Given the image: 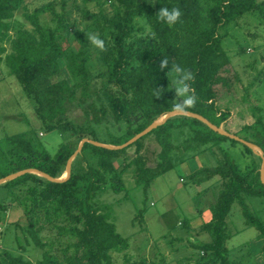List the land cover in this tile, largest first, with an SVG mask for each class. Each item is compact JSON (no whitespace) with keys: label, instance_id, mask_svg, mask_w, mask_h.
<instances>
[{"label":"trees","instance_id":"trees-1","mask_svg":"<svg viewBox=\"0 0 264 264\" xmlns=\"http://www.w3.org/2000/svg\"><path fill=\"white\" fill-rule=\"evenodd\" d=\"M115 1V13L109 14L101 7L99 12H87L85 16L93 23L97 33L103 35L109 32L115 45L109 49L108 61L111 83L117 90L110 91L108 98L113 123L119 125L122 131L117 134L108 131L107 140L103 141L96 126H84L69 117L76 92L68 81H52L53 76L60 72L58 61L65 58L70 75L83 83L84 90L89 86L85 61L79 64V55L68 54L64 48L61 34L63 15H57L51 8L53 19L57 20L55 27L41 23L39 12L27 15L32 29L18 30L12 36L10 21L23 6L24 0H0V66L5 62L10 74L16 77L22 90L34 103L44 132L56 131L71 138L61 145L53 158L39 141L29 139L25 133L7 137L10 150L9 155L0 153V179L26 170H37L50 178L59 179L82 140L90 138L114 147L86 143L82 153L90 152L96 163L92 165L87 162L86 167L72 171L68 179L52 182L25 173L5 184L4 187L9 189L30 186L27 199L32 205V215L24 232L37 247L45 249L38 264H114L112 255L127 250L129 239L117 231L110 212H102L96 203L103 188H112L111 175L119 176L112 189L116 193L124 192L123 173L131 169L136 185L143 187L147 196L155 177L174 169L173 159L170 160L173 152L183 149L181 153H191L189 157L192 158L210 144L236 142L228 135L213 130L202 120L181 116L168 119L126 149L116 148L173 112V105L182 102L184 98L169 92V73L173 64L190 70L195 76L194 81L188 83L197 102L186 112L198 115L221 129L231 116L233 106L229 97L240 79L231 67L228 52L223 48L220 30L247 14L257 11L263 14V4L257 0ZM163 7L169 10L179 8L182 13L179 22L171 26L161 22L157 14ZM137 17L146 20L151 39H141L134 50V45L126 46V40L131 34L130 26ZM6 43L11 44L10 53ZM164 58L168 59L169 64L161 70L160 62ZM156 91L160 92L159 97L154 95ZM257 124L261 125L260 122ZM248 128L245 126L242 130ZM174 131H189L190 136H187L184 146L173 143ZM225 132L231 131L225 129ZM151 135L161 146L155 168L148 167L140 154L142 141ZM253 137V145L264 154L262 129L255 132ZM242 145L248 153L253 154L248 145ZM133 146L136 147L137 156L128 161L124 155ZM117 160L124 161L126 166L119 168L116 166ZM221 162L216 168L197 170L191 174L193 178L206 174L203 180H194L196 183L216 176L222 182L212 219L198 233L208 235L211 241L199 242L202 244L194 246L205 255L197 264H230L227 242L231 236L227 219L234 204L241 207L245 224L255 228L260 234L258 237L264 239V222L246 203V197H264L261 173L257 167L241 169L227 155ZM183 221L187 222L188 230L189 220ZM43 234L49 236L46 242L40 241ZM0 257L3 258L0 264H31L8 253Z\"/></svg>","mask_w":264,"mask_h":264},{"label":"rangeland","instance_id":"rangeland-1","mask_svg":"<svg viewBox=\"0 0 264 264\" xmlns=\"http://www.w3.org/2000/svg\"><path fill=\"white\" fill-rule=\"evenodd\" d=\"M257 2L263 4L264 11V0ZM115 5V0H24L23 6L10 21V33L14 36L18 30L32 29L27 15L39 12L41 23L47 27L57 25V20L53 19L51 14V8L57 15H63L61 34L64 48L68 54L79 55V64L85 61L89 86L84 90L83 83L70 75L68 61L65 58L58 61L60 72L53 76L52 81L58 82L63 79L68 81L76 92L75 104L71 106L69 117L81 125L96 126L99 130V138L103 141L107 140L108 131L113 134L122 131L119 125L113 123L108 98L110 91L117 90L111 83V67L108 61L109 49L114 48L115 45L109 32L100 35L94 29L93 23L85 16L87 12H99L101 7H104L109 14H113ZM130 28V37L126 40L127 47L134 45L136 50L141 39L146 41L151 39V30L143 18H135ZM220 32L223 37V48L228 52L231 60V67L240 79L233 95L229 97L233 106L231 116L220 131L226 133L225 129H229L231 132L226 134L253 145L254 133L261 129L264 133V13L257 11L247 14L222 28ZM90 35L102 39L105 50L93 46L88 39ZM6 46L10 53L11 44L6 43ZM176 79L177 75L170 72L169 92L178 96L175 90ZM181 116L185 115L178 114L175 117ZM245 126L249 128L243 131L242 128ZM122 127L124 128V125ZM23 133L29 139L39 141L53 158L61 145L71 140L56 131L44 132L35 113L34 103L27 97L16 77L10 74L9 68L3 62L0 66V153L9 155L10 146L6 141L7 137ZM173 135V143L181 146L186 144L184 141L190 136L189 131L188 133L174 131ZM237 141L204 147L196 154V159L201 163L199 170L220 166L224 156L228 154L241 169L257 167L261 173L263 152L253 145L255 147L253 154L248 153L242 143ZM141 144L140 154L146 165L155 168L161 152L157 139L151 135ZM225 149L227 152L224 151ZM77 150L78 148L73 154ZM182 150L171 154L170 160L173 159L174 169L158 174L147 196L143 187L136 185L133 171L129 169L123 173L124 192L116 193L112 189L113 183L117 184L119 176L111 175L112 188L111 186L103 188L97 197L96 203L100 210L110 212L117 231L129 239L127 250L112 255L114 264H197L204 258L205 255L194 246L210 242V237L206 235L195 239L186 230L187 222L183 220L190 215L192 209L198 207V204L203 205L204 201L207 202L208 196L212 195L210 193L216 197L219 188L207 193L203 192L206 190V184L201 186L193 184L192 180H203L206 174L193 178L191 174L197 170L193 164L188 163L193 157H189L191 153H181ZM136 156V147L133 146L127 149L124 159L132 161ZM87 162L95 165L96 160L90 152H80L72 161L71 170L76 172L80 167H86ZM123 162L117 160L116 166L125 167ZM66 172L67 168L59 179L64 178ZM35 175L49 181L40 174ZM5 184H0V256L8 253L27 263L38 264L43 258L45 249L37 247L33 239L24 232L29 225L28 218L32 215V205L27 199L30 186L9 189L4 187ZM246 203L264 222V197H246ZM227 222L228 233L231 236L227 242L230 264H264V239L258 237L260 234L255 228L245 224V218L238 204L233 205ZM48 239V235H40L41 242H46ZM2 260L3 258L0 257V262ZM213 264L218 263L213 262Z\"/></svg>","mask_w":264,"mask_h":264},{"label":"clouds","instance_id":"clouds-1","mask_svg":"<svg viewBox=\"0 0 264 264\" xmlns=\"http://www.w3.org/2000/svg\"><path fill=\"white\" fill-rule=\"evenodd\" d=\"M157 16L161 22L167 23L169 26H171L179 22L182 13L177 7H174L171 10L163 7L159 10ZM88 39L93 46L99 48L102 51L105 50L104 41L98 38L96 35H90ZM168 64L169 62L167 58L162 59L160 62L161 70L167 68ZM171 72L175 73L178 77L175 82V90L177 95L184 97L182 102L173 105V110L178 113H185L188 109L195 107L197 102V97L194 95V92L188 83L189 81H194L195 76L190 70L183 69L177 64L172 65ZM154 95L159 97L160 92L156 91Z\"/></svg>","mask_w":264,"mask_h":264},{"label":"water","instance_id":"water-1","mask_svg":"<svg viewBox=\"0 0 264 264\" xmlns=\"http://www.w3.org/2000/svg\"><path fill=\"white\" fill-rule=\"evenodd\" d=\"M178 114H183L187 117H191V118H197L199 120H202L205 124H207L210 128H212L213 130L215 131H218L220 132L221 134H226L222 131H220V129H217L216 127H214L212 124H210L207 120L203 119L202 117L198 116V115H195V114H192L190 112H185V113H178L176 111H173V112H170L168 113L166 116H164L163 118H161L160 120L154 122L153 124H151L150 126H148L144 131H142L141 133H139L138 135H136L135 137H133L131 140H129L127 143L121 145V146H118L116 147L117 149H126L130 146H132L134 143H136L137 141H139L140 139H142L143 137H145L146 135H148L149 133H151L153 130H155V128H157L158 126H160L161 124H163L165 121H167L168 119H171L173 117H175L176 115ZM228 135L231 139H234V140H238L239 142L243 143V144H246L248 145L252 150L255 148L253 145H249L247 142L237 138L236 136H233V135H229V134H226ZM86 143H89V144H92V145H95V146H101V147H111V148H114L112 146H109V145H105V144H101V143H98V142H95L93 140H89V139H84L82 140V142L80 143L79 147H78V150L73 154V156L69 159L68 161V164H67V172H66V178L64 179H58V178H50L49 176H47L46 174L42 173V172H39L37 170H26V171H22V172H19V173H16L14 175H9L3 179L0 180V184L2 183H7L17 177H19L20 175H23L25 173H30V174H40L42 175L43 177L45 178H48L49 181H62V180H65V179H68L70 176H71V173H72V161L75 159V157L80 153L82 152L83 150V147ZM261 178H262V181L264 182V158H263V168H262V171H261Z\"/></svg>","mask_w":264,"mask_h":264},{"label":"crops","instance_id":"crops-1","mask_svg":"<svg viewBox=\"0 0 264 264\" xmlns=\"http://www.w3.org/2000/svg\"><path fill=\"white\" fill-rule=\"evenodd\" d=\"M226 142H225V144H226ZM221 151H223V148H221ZM224 151L227 152V149H225ZM226 155L229 156L228 154H226ZM196 158H197V155L192 158L193 159L192 161L189 160L188 163L193 164V167H195L196 170H199L200 169L199 167H200L201 163L198 162V160ZM192 182H193V184H196L197 186H201V185H205L206 184L207 185V187L205 188L206 190H204L203 192H207L208 193V192H211L212 189H218L219 188V193H220L221 183L222 182H221V179L219 177H217V176L211 178L210 180L202 181L200 183H196L194 180H192ZM219 193H218V195H219ZM210 194H212V195L208 196L209 199L208 198L206 199L207 202L204 201L203 205L202 204H198V207H196V209H194V210L192 209L193 212L190 211V213H189L190 215L185 218V219L189 220V229H188L189 234H191L192 237H194L195 239L196 238L200 239L203 236H206V235L198 234L199 230H200V228L203 225H205L206 223L210 222L211 219H212V211H213V207H214V205H215V203L217 201L218 195L215 197V195L213 193H210ZM199 241H197V242H199ZM197 242H193V243H197Z\"/></svg>","mask_w":264,"mask_h":264},{"label":"bare ground","instance_id":"bare-ground-1","mask_svg":"<svg viewBox=\"0 0 264 264\" xmlns=\"http://www.w3.org/2000/svg\"><path fill=\"white\" fill-rule=\"evenodd\" d=\"M64 178H66V176H65ZM64 178H63V179H64Z\"/></svg>","mask_w":264,"mask_h":264}]
</instances>
